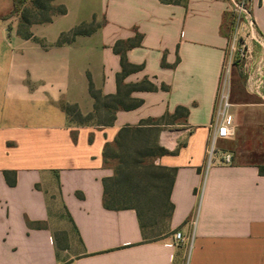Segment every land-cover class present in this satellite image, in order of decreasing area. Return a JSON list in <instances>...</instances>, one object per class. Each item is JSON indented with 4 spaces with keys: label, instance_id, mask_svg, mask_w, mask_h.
<instances>
[{
    "label": "crops",
    "instance_id": "obj_1",
    "mask_svg": "<svg viewBox=\"0 0 264 264\" xmlns=\"http://www.w3.org/2000/svg\"><path fill=\"white\" fill-rule=\"evenodd\" d=\"M56 4L67 14L31 27L42 42L18 35V16L5 19L13 0L7 9L0 5V264H264V174L253 151L222 147L244 140L241 116L249 126L264 124V103L232 102L235 136L219 141L208 167L231 2ZM250 6L264 41V0ZM93 19L99 24L94 33L57 44L62 33ZM137 35L141 44L126 56L142 69L124 83L148 79L158 89L133 92L142 104L118 111L110 126L72 123L62 104L92 113L91 82L115 95L122 72L115 45ZM257 69L253 78L263 84L264 54ZM254 92L264 97V87ZM180 107L186 116L156 124ZM144 122L159 128L153 144L166 151L151 160L153 169L173 174L159 183L162 193L151 194V208L173 211L165 229L148 239L135 209L104 204V180L114 175L105 165V147L122 128ZM223 151L233 154L231 164L221 162Z\"/></svg>",
    "mask_w": 264,
    "mask_h": 264
},
{
    "label": "trees",
    "instance_id": "obj_2",
    "mask_svg": "<svg viewBox=\"0 0 264 264\" xmlns=\"http://www.w3.org/2000/svg\"><path fill=\"white\" fill-rule=\"evenodd\" d=\"M57 0H13V11L5 19L13 16L19 17L18 35L25 40L42 42L36 38L31 27L37 24L51 23L55 17L67 14V7L56 4ZM167 4H180L184 0H160ZM228 22L231 29L235 24L232 12L225 14L224 22ZM99 27L95 19L87 23L83 22L68 32L62 33L57 44L64 45L73 42L78 36L91 35ZM141 35L128 41H119L115 45V52L121 56L122 72L117 76L118 91L115 95H104L96 90L90 83V93L94 100V111L83 115L77 105L62 104V109L67 113L72 123L77 126L97 124L110 126L114 123L116 114L120 110H132L142 104L141 100L131 95L135 91H155L158 89L152 82L145 79L138 84H125V77L131 72L142 69L128 62L126 50L141 44ZM163 88H166L163 86ZM188 110L178 108L174 115H167L156 124L170 121L179 115H187ZM151 125V123H149ZM159 128H151L147 122L138 127L122 128L115 140L108 143L104 150L105 165L113 168L114 175L104 180V204L107 209L121 210L133 208L138 214L141 229L146 239L162 231L159 224L169 218L173 208H151V194L162 193L164 186L159 184L163 178L168 181L173 174L157 172L153 169L151 160L166 151L155 147L153 140L156 139ZM259 169L264 174V164ZM7 177H9L7 175ZM159 229V230H158ZM155 232L151 233L150 232Z\"/></svg>",
    "mask_w": 264,
    "mask_h": 264
},
{
    "label": "rangeland",
    "instance_id": "obj_3",
    "mask_svg": "<svg viewBox=\"0 0 264 264\" xmlns=\"http://www.w3.org/2000/svg\"><path fill=\"white\" fill-rule=\"evenodd\" d=\"M10 1L11 0H0L1 9H7ZM244 1L245 6L250 10L251 0ZM223 32L228 35L230 40L229 42H232V40L236 39V48H241L243 50L242 52L234 53L232 56L233 62L231 64L230 70V92L232 102L235 105L236 103H264V97L254 92L256 89H263L264 83L262 84L261 81H259L261 80V78H253L255 72H257L258 70L257 66L261 63V54H264L261 45L253 36H251L249 30L244 25L239 26L238 23H236V20L231 29L229 28L228 22L226 21L223 25ZM228 56L230 57L229 49ZM226 66L228 70V63L226 64ZM261 84L263 86L262 88L260 86ZM253 85L254 88L251 89ZM258 114V112L252 113V115H255V117H257ZM239 122L241 124L240 129L244 135V140H237L236 142L231 141L223 144L222 147L231 152H236L239 150H251L255 154L254 161L257 164H264V124H256L255 122L249 126L247 125V118L245 119L242 116L239 118ZM219 148L220 145L218 144L217 149ZM164 221L165 220H163L162 223L159 224V229H165L166 226H164ZM151 233L155 232L152 231L149 233V235H151Z\"/></svg>",
    "mask_w": 264,
    "mask_h": 264
},
{
    "label": "built area",
    "instance_id": "obj_4",
    "mask_svg": "<svg viewBox=\"0 0 264 264\" xmlns=\"http://www.w3.org/2000/svg\"><path fill=\"white\" fill-rule=\"evenodd\" d=\"M231 2V12L234 13V18L236 23L239 26H245L251 36H253L256 41L261 45L263 53H264V41L257 34L255 24L251 15V11L245 6V1H237V0H229ZM228 49L230 51V57L227 55L223 76L221 79L218 99H217V109L215 113V121H214V133L212 137V141L209 147L208 152V167L211 166L214 161L216 155L218 154L217 145L220 140H231L234 138L236 133L235 128V119L233 114L231 113V109L233 107V103L231 100V92H230V70L232 64V56L234 53L242 52L241 48H236V39L229 42ZM228 60V62H227ZM228 63V70L226 64ZM229 75V77H228ZM221 162L225 165H229L233 162V154L231 152L223 151L221 152ZM174 240L179 242L182 240V234L180 232L175 233Z\"/></svg>",
    "mask_w": 264,
    "mask_h": 264
}]
</instances>
